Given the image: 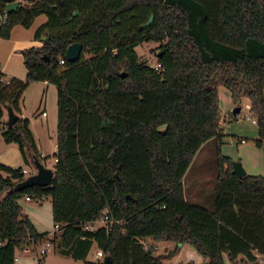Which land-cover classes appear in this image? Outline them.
<instances>
[{
	"label": "trees",
	"instance_id": "trees-1",
	"mask_svg": "<svg viewBox=\"0 0 264 264\" xmlns=\"http://www.w3.org/2000/svg\"><path fill=\"white\" fill-rule=\"evenodd\" d=\"M5 4L0 0L2 40L39 16L46 22L34 34L40 47L20 51L25 78L0 85L1 137L17 146L24 165L41 160L29 120L19 117L33 82L56 87L57 124L50 187L14 191L23 168L0 164V264L47 240L21 213L18 202L27 197L49 199L61 252L73 259L93 242L110 264H161L156 247L143 243L151 239L173 242L175 251L187 245L205 264H225L224 257L254 264V253L264 261V179H237L220 155L217 100L220 85L235 105L249 102L255 146L262 147L264 0H25L9 14ZM144 42L159 45V69L139 62L135 49ZM75 43L82 54L71 64L65 54ZM7 108L18 116L12 127ZM210 140L217 192L208 211L185 201L183 178ZM104 212L111 224L85 229Z\"/></svg>",
	"mask_w": 264,
	"mask_h": 264
},
{
	"label": "rangeland",
	"instance_id": "rangeland-1",
	"mask_svg": "<svg viewBox=\"0 0 264 264\" xmlns=\"http://www.w3.org/2000/svg\"><path fill=\"white\" fill-rule=\"evenodd\" d=\"M46 21L44 15L37 17L32 25L25 29L21 26L13 27L8 40L0 39V64L8 68H16L18 74H26L22 61L19 57L7 61L10 49L14 41H22L21 45L25 49L38 47L39 42L34 39L35 31ZM158 44L154 42L141 43L135 51L139 57V62L150 67L156 65L155 51ZM87 58V56H85ZM4 77V76H3ZM5 78V77H4ZM7 79V78H6ZM57 89L53 85L43 82H33L23 93L19 108L24 118L34 122L32 129L43 148L41 162L47 166L53 165L52 149L56 146V124H57V107H56ZM218 110L220 115L219 128L223 135L221 137L220 155L228 157L232 163H240L245 174L256 173L261 177L264 175V144L258 148L255 141L260 140L258 127L255 118L250 112V104L247 100H242L239 106L235 105L229 92L223 87L217 86ZM240 108L239 115L236 119L233 117V110ZM42 113V114H41ZM41 122V118L45 117ZM4 120H7L4 113ZM0 140H2L0 134ZM243 141V143H241ZM2 142V141H1ZM3 144V143H2ZM18 150V149H17ZM216 141L210 140L204 144L197 152L191 165L189 166L183 178V190L185 201L190 205H196L211 211L213 199L216 196V176L215 167ZM46 156H48L46 158ZM32 164V163H31ZM33 165V164H32ZM34 168V166H33ZM27 178V176H25ZM22 215H26L29 220L37 224V231L46 234L47 240L55 238V243H49L46 254L41 256L40 250L46 246L45 241L37 243L35 246H28L27 252L21 250L15 251V257L19 259L14 264H97L102 262L96 258L98 250L95 243H90L83 256L73 259L61 252L59 245V232L54 229V223L51 216V204L49 199L43 202H26L24 198L18 202ZM144 245L156 247L152 255L161 264H205L206 259L199 256L191 247L181 245L177 251L173 242H154L145 240ZM162 243V245H158ZM256 256L254 264H264L260 255ZM225 259V264H229ZM243 260H237L240 264Z\"/></svg>",
	"mask_w": 264,
	"mask_h": 264
},
{
	"label": "water",
	"instance_id": "water-1",
	"mask_svg": "<svg viewBox=\"0 0 264 264\" xmlns=\"http://www.w3.org/2000/svg\"><path fill=\"white\" fill-rule=\"evenodd\" d=\"M5 13L9 14L12 12L17 11V9L20 7V4L17 0H5ZM153 21V17L150 18L149 22L144 24L142 26L143 29L148 28ZM82 54V46L80 44H72L70 45L67 50H66V60L74 64L79 61L80 56ZM240 112V108H235L233 110V115H237ZM6 127H12L17 119L18 116L13 112L11 108L6 109ZM33 166L35 170V174L28 176L25 178L22 182L16 184L13 188L14 191H22L24 189L37 186V187H50L54 175V171L51 169L44 168L43 165L40 163L39 160L34 159L33 160ZM232 174L237 178L241 179L243 178L246 174L241 166L240 163H233L232 164ZM264 179V175L262 176ZM102 264H110V258L109 256L105 255L102 260Z\"/></svg>",
	"mask_w": 264,
	"mask_h": 264
},
{
	"label": "crops",
	"instance_id": "crops-1",
	"mask_svg": "<svg viewBox=\"0 0 264 264\" xmlns=\"http://www.w3.org/2000/svg\"><path fill=\"white\" fill-rule=\"evenodd\" d=\"M17 1L21 5L22 3H24L25 0H17ZM21 44H22V41H14L13 46L10 49L9 54H8V58H7L8 62H9V59H11V58L19 57L20 61H22V63H23V59H22V56L20 54V51L24 50L26 47H24V45H21ZM40 45L41 44L39 43L38 47H40ZM15 70H16V68L14 69V68L6 67V63L4 65L0 64V74L2 76H4L7 79L17 78L19 80H23L25 78L26 74L15 73L16 72ZM43 84H47V82H43ZM19 117L23 118V119H26V118L23 117L21 110H20ZM45 118H47V115L44 118L43 117L41 118V122L42 123H43V121H45ZM33 124H34V122L29 120V129H30V131H31V133L33 135V138H34L38 153H39L41 158H43V157L45 158V155H43V148H42L41 144L39 143V140L37 139V137H36V135H35V133H34V131L32 129ZM17 149H18L17 146H15V145H7V144L4 143L3 139L0 140V164H2L4 166H7L9 168H12V169H17V168L21 167V168L27 170V172L29 173L28 175H26L27 177L35 174V170H34L32 164L24 165V163L22 161L21 154H20L19 150H17ZM55 152H56V146L53 147L52 154H54ZM47 157L48 156H46V158ZM55 162L56 161L53 158V165L47 166L46 162L42 163L40 161V163L43 165L44 168L51 169L53 171H54ZM262 172H264V168H263ZM255 174L256 173H250V175H252V176H255ZM257 174H259L258 176H261L260 173H257ZM30 222L32 223V225L35 228L36 232L39 233L37 231V228H38L37 224L34 223L33 221H31V219H30ZM39 234H41V233H39ZM148 241H150V239H148ZM158 245H162V243H160ZM18 261H19V259L16 262H14V263H17Z\"/></svg>",
	"mask_w": 264,
	"mask_h": 264
},
{
	"label": "built area",
	"instance_id": "built-area-1",
	"mask_svg": "<svg viewBox=\"0 0 264 264\" xmlns=\"http://www.w3.org/2000/svg\"><path fill=\"white\" fill-rule=\"evenodd\" d=\"M59 64H60V65H64V61H63V60H60V61H59ZM159 67H160V66L156 64L153 68H154L155 70H157V69H159ZM9 82H10V79H6V78H4V77L0 74V85H2V86H6V85L9 84ZM238 115H239V114L234 115V118L236 119V118L238 117ZM241 143H243V141H241ZM22 174H23L24 176H26V175H28L29 173L27 172V170L23 169V170H22ZM32 200H33V199H31V198H29V197L25 198V201H26V202H31ZM44 200H45V198H44V197H41L39 200H34V201H36V202H43ZM111 223H112V221L109 220V216H108V214H107L106 212H104V213H102L101 215H99L97 218H95L91 223H89L85 229H86V230H89V231H93V230H96V229L99 228V227L107 226L108 224H111ZM59 228H60L59 225H54V229H55L56 231H58ZM45 243H46V246H45L43 249H41L40 252H39V254H40L41 256H44V255L46 254V251H47V248H48V246H49L50 241H49V240H45ZM35 245H36L35 242H32V246H35ZM27 250H28V249H23V251H25V252H27ZM103 257H104V254L102 253V251H98V252H96V258H99L100 260H103ZM17 260H18V259L15 257V258H14V262H16Z\"/></svg>",
	"mask_w": 264,
	"mask_h": 264
}]
</instances>
